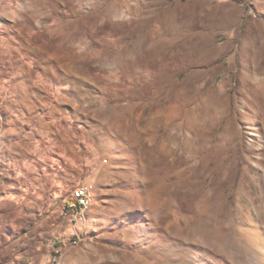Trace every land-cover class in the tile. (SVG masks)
<instances>
[{
	"label": "rangeland",
	"instance_id": "1",
	"mask_svg": "<svg viewBox=\"0 0 264 264\" xmlns=\"http://www.w3.org/2000/svg\"><path fill=\"white\" fill-rule=\"evenodd\" d=\"M0 264H264V0H0Z\"/></svg>",
	"mask_w": 264,
	"mask_h": 264
},
{
	"label": "bare ground",
	"instance_id": "2",
	"mask_svg": "<svg viewBox=\"0 0 264 264\" xmlns=\"http://www.w3.org/2000/svg\"><path fill=\"white\" fill-rule=\"evenodd\" d=\"M91 192H92V187H91ZM91 192H88V198L85 199V201H83L81 199V195L78 191H74V194H73V198L75 199V203H73V207L75 208H78L77 206L80 207L81 211H84L88 208L89 204H90V196H91ZM71 206V204H70Z\"/></svg>",
	"mask_w": 264,
	"mask_h": 264
},
{
	"label": "built area",
	"instance_id": "3",
	"mask_svg": "<svg viewBox=\"0 0 264 264\" xmlns=\"http://www.w3.org/2000/svg\"><path fill=\"white\" fill-rule=\"evenodd\" d=\"M91 187V185H83L78 187L75 191H78L81 195V199L85 201V199L88 198V192H91ZM70 208L75 209L76 211H78V213H80V208L73 207V200L71 202Z\"/></svg>",
	"mask_w": 264,
	"mask_h": 264
}]
</instances>
